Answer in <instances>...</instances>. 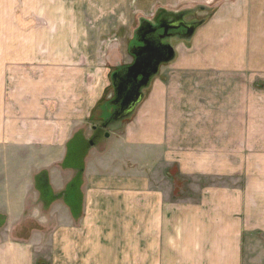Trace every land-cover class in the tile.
Masks as SVG:
<instances>
[{
    "label": "crops",
    "instance_id": "crops-1",
    "mask_svg": "<svg viewBox=\"0 0 264 264\" xmlns=\"http://www.w3.org/2000/svg\"><path fill=\"white\" fill-rule=\"evenodd\" d=\"M102 1L0 0V264H264V0L220 11L178 53L175 88L103 135L74 214L43 207L36 175L65 191L69 143L93 136L124 65ZM166 161L202 182L193 199L153 187Z\"/></svg>",
    "mask_w": 264,
    "mask_h": 264
},
{
    "label": "rangeland",
    "instance_id": "rangeland-1",
    "mask_svg": "<svg viewBox=\"0 0 264 264\" xmlns=\"http://www.w3.org/2000/svg\"><path fill=\"white\" fill-rule=\"evenodd\" d=\"M95 3V0H92ZM104 0L99 7L101 15L100 17L104 18L102 26L101 37L104 41L109 44L116 41L118 50H124V65L122 68H125L131 63V46L136 42L138 28L141 25L149 24L150 26H157L161 21L165 22H173L175 20H181L186 24H197V28L191 35H187V31L177 32L175 36L172 38H164L161 39L164 43H167L172 47L174 56L173 59L167 63H163L158 67L156 74L152 75L149 79L146 86L142 89V100L140 104L145 101V99L151 94L153 88L158 87L157 91L161 93L167 92L168 89H163L160 87L169 86L171 88H175L176 84H170V81L178 82L180 80L181 74L180 69L176 65H178L175 61L177 59L178 53L185 49H190L193 43V39L197 34L198 30L205 28L213 19L216 17L220 11L229 10V13L232 12V7H239L238 5L242 4L244 7H251L249 4V0ZM202 31V30H201ZM105 42V43H106ZM103 44V43H102ZM128 55V57L126 56ZM131 58V59H130ZM130 59L129 62H125ZM176 63V64H175ZM114 70V69H112ZM112 74V72H111ZM110 74V78H111ZM208 75L207 73H202L201 75ZM211 74V73H209ZM207 78L205 81H207ZM169 83V84H168ZM263 83V82H261ZM154 88V90H155ZM114 99V89L112 87L111 80L109 81V88L106 95L103 98V102L101 105L102 113L101 117L103 119L99 120L97 123L96 129H93L95 133L90 138H87L85 142L86 151H84V155L81 157V164L84 169V158L89 154V157L93 158V154L96 153L97 145L102 140L101 138L104 135V131L107 133L113 130V127L107 128L106 130H101V123L104 119L108 118L109 115H112L115 111V108L110 103ZM177 103V102H176ZM137 106V107H138ZM100 107V108H101ZM99 108V110H101ZM166 110L169 111L171 109L169 103L166 106H163ZM137 109V108H136ZM135 109V110H136ZM167 111V112H168ZM132 115L126 117L122 122L126 123L131 120ZM92 123V122H90ZM98 132H102L100 136L97 135ZM83 133H81L82 135ZM92 134V133H91ZM80 135V134H79ZM77 135L76 137H80ZM102 136V137H101ZM82 142V141H81ZM92 142V145L90 144ZM82 143V144H83ZM78 145L76 148L81 149ZM79 147V148H78ZM76 151V150H74ZM74 164L71 162V166H63L62 167L68 170H72L74 168ZM93 165V164H92ZM91 165V166H92ZM160 165L158 169H155L153 175V169L151 167L152 175L155 178L154 184L152 183L155 189H159L162 193V197L165 198L167 203L178 204L181 199L186 197L193 199L196 196V191L199 188H202V182H199V186L192 185L189 187L188 184L190 180H187L181 177L179 173V168L177 164L169 163L168 161L164 163L158 164ZM83 177V172H82ZM81 177V178H82ZM83 179V178H82ZM218 181V185H226L227 179L221 178L219 180H213V183L216 184ZM205 183L210 184L211 182L205 181ZM187 187V188H186ZM189 189V191L185 190ZM48 209V208H47ZM46 210V209H45ZM261 240H264V235H260Z\"/></svg>",
    "mask_w": 264,
    "mask_h": 264
},
{
    "label": "water",
    "instance_id": "water-1",
    "mask_svg": "<svg viewBox=\"0 0 264 264\" xmlns=\"http://www.w3.org/2000/svg\"><path fill=\"white\" fill-rule=\"evenodd\" d=\"M178 22L182 26L187 29V35L193 34L195 29L197 28V24H186L181 20H175L173 22ZM165 21H161L157 26H151V30L154 32L156 29H165V34L167 26L164 24ZM149 25V24H148ZM147 25V26H148ZM173 28L175 25H171ZM143 25L140 26L138 32L142 29ZM150 27V26H148ZM148 30V28H146ZM167 47L169 48L167 50ZM165 48L167 51H165ZM174 53L172 47L170 45L164 46L162 50L156 51L155 48L144 49L135 56L134 63L126 68H122L125 70V75L119 80V87L116 89L114 87V81L112 82V87L116 89V98L112 100L110 106H115L120 101L121 111L117 113L114 111L110 117L103 120L101 124V128L106 130L107 128L113 127L119 123H122L126 117L132 115L142 100V89L146 86L149 79L152 75L156 74L158 67L163 64L171 61L173 59ZM117 69L111 74V78L119 73V71H123ZM130 86V87H128ZM123 93V96H121ZM121 98V100H120ZM103 119V117H102ZM95 129V128H94ZM109 134L107 132L104 133V138H108ZM92 145V142L90 143Z\"/></svg>",
    "mask_w": 264,
    "mask_h": 264
},
{
    "label": "trees",
    "instance_id": "trees-1",
    "mask_svg": "<svg viewBox=\"0 0 264 264\" xmlns=\"http://www.w3.org/2000/svg\"><path fill=\"white\" fill-rule=\"evenodd\" d=\"M77 140L78 137L76 136L71 140V144L69 143V151L65 157V160L63 161V166H71V162L76 163L75 169L77 170V174L74 179L67 185L63 193L54 194L52 192L51 187L48 183L46 172H41L35 177V187L39 191V199L45 209L49 208V206L57 199L62 198L65 204L71 209L73 214L78 210V205L80 202V195L78 194V191L79 187L81 186V177L83 172L81 157L86 153H84V151H86V148H84L85 143H81L79 144V147L81 149H76V151H74L72 149L73 146L71 147V145Z\"/></svg>",
    "mask_w": 264,
    "mask_h": 264
},
{
    "label": "flooded vegetation",
    "instance_id": "flooded-vegetation-1",
    "mask_svg": "<svg viewBox=\"0 0 264 264\" xmlns=\"http://www.w3.org/2000/svg\"><path fill=\"white\" fill-rule=\"evenodd\" d=\"M165 26H167V31L165 34V29H156L154 30V32L151 30V26L148 24H144L142 29L137 33V39L136 42L131 46V52L130 55L132 57V62L128 65L130 66L131 64L134 63L135 60V56H137V54H139L144 49H149L151 50V48H155L156 51H160L162 50V48L164 46H168L167 43H164L163 40L161 39V37L163 36L165 39L166 38H172L173 36H175V34L177 32H183V31H187V29L182 26L180 23L176 22H164ZM150 27H148V26ZM171 25H175L174 28ZM140 28V27H139ZM138 28V30H139ZM146 28H148V30H146ZM169 48L167 47V50ZM165 48V51H167ZM126 66V67H128ZM125 67V68H126ZM119 70H123L122 68ZM125 70L123 71H119V73L117 75H115L112 79V82L114 81V87H116V89L119 87V80L125 75ZM130 87V86H128ZM116 89L114 90V98H116ZM123 96V93H121V96ZM121 100V98H120ZM115 108V111H117V113H119L121 111V107H120V101L118 104H116L115 106H113ZM110 117V115H109ZM102 124V123H101ZM103 131V129H101ZM100 134H102V132H98L97 135L95 136H100ZM102 137V136H101Z\"/></svg>",
    "mask_w": 264,
    "mask_h": 264
}]
</instances>
